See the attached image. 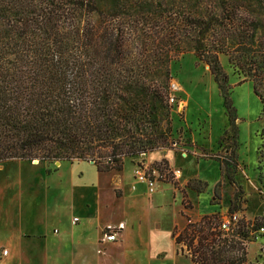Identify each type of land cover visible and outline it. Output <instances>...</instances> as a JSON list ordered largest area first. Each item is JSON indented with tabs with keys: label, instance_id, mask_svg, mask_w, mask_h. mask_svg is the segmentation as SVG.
<instances>
[{
	"label": "trees",
	"instance_id": "obj_1",
	"mask_svg": "<svg viewBox=\"0 0 264 264\" xmlns=\"http://www.w3.org/2000/svg\"><path fill=\"white\" fill-rule=\"evenodd\" d=\"M188 51L230 118L220 56L264 111V0H0V164L121 171L126 157L171 147L170 64ZM261 218L223 237L219 217L204 216L174 242L193 264H257L245 241Z\"/></svg>",
	"mask_w": 264,
	"mask_h": 264
},
{
	"label": "rangeland",
	"instance_id": "obj_2",
	"mask_svg": "<svg viewBox=\"0 0 264 264\" xmlns=\"http://www.w3.org/2000/svg\"><path fill=\"white\" fill-rule=\"evenodd\" d=\"M220 63L227 77L225 91L232 117L208 66L192 51L183 53L170 64L171 83L176 86L171 91V147L126 157L125 171L98 172L90 161L81 160H58L59 165L39 160L1 163L0 251L7 249L10 256L0 264H45L46 260L70 264L65 260L70 257L92 260L85 264H130L127 260L192 264L188 252L179 251L185 245L175 244L174 251L171 241L173 234L187 226L188 218L220 217L237 207L250 227L262 222L264 111L251 83L239 82L226 56H220ZM155 163L163 168V174L156 180V194L148 195L145 186L132 176L136 166L155 167ZM68 194L85 216L81 210H77L81 216H70L76 209ZM89 196L95 197L96 208ZM131 203L135 206L130 212L139 217L142 230L137 235L124 232L119 241L125 237L124 244L111 247L106 254L115 244L101 245L96 240L106 224L128 221L129 215L120 209ZM147 213L158 218L159 226L151 219L144 220ZM46 214L53 215L62 228L56 226L63 247L49 254L41 245L49 235L36 234L54 221L46 222ZM72 217L79 218L76 225ZM126 224L130 232L139 228L133 222ZM29 234H35L36 239ZM85 237L93 238L95 248L83 256L76 246L85 242ZM245 246L247 260L264 264V227L248 233Z\"/></svg>",
	"mask_w": 264,
	"mask_h": 264
},
{
	"label": "crops",
	"instance_id": "obj_3",
	"mask_svg": "<svg viewBox=\"0 0 264 264\" xmlns=\"http://www.w3.org/2000/svg\"><path fill=\"white\" fill-rule=\"evenodd\" d=\"M163 152H165V151H163ZM61 164V163H60ZM66 167V166H65ZM122 171H125V168H124V165H123V169L121 170V171H116V172H122ZM180 173V172H179ZM187 175H189V174H187ZM133 177V176H132ZM134 178V177H133ZM61 180V179H60ZM124 180V179H123ZM138 183H140V184H142V185H144L145 186V188H146V191H147V193H148V195H153V194H156V192H157V190L155 189V191L153 192V193H149L148 192V190H147V186H146V184L144 183V182H140V181H138V180H136ZM123 182V181H122ZM91 199H94V201H95V208L97 207V205H96V199H95V197L93 198V197H91V196H89ZM49 198V197H48ZM68 199H71V202L73 203L72 205H74V207H75V211H73L71 214H70V216L73 214V213H77V214H79L78 213V211L79 210H81L82 211V216H85L86 215V213L83 211V209H81V208H79L78 207V203H77V201L74 199V197H71V195H69L68 194ZM87 200H88V197H87ZM91 206V208L93 209L94 208V204L92 205V204H90ZM135 206V204L133 205L132 203L131 204H129V207L128 206H125L124 208H121L120 210H122V212H123V214L124 213H126L127 215H129V218H128V221H126V222H128V223H130V222H133L134 224H137L138 226H139V228H138V230L137 231H135V232H130V229H126L127 228V224H126V222H123L124 223V229L121 231V233H120V235H119V238H118V240L116 241V242H101L99 239L100 238H98V240H96V242L97 243H100L101 245H107V244H115V245H111V246H109L108 248H107V252H106V254H108V252H109V249L111 248V247H120L121 245H123L124 244V242H125V237H124V239L121 241V242H119L121 239H122V235H123V233L125 232V235H126V231H128L129 233L128 234H130V235H137L138 233H140L141 232V230H142V225H140V222H139V217L137 216H132V214H131V212H130V209L131 208H133ZM78 210V211H77ZM80 215V214H79ZM146 216H145V218H144V220L145 219H151L156 225H158V222H157V217L155 216V215H153L152 213H147V214H145ZM81 216V215H80ZM124 216V215H123ZM122 217V216H121ZM74 218H77V220L75 221V222H73V219ZM123 219V218H122ZM129 219H131V220H129ZM45 220H47L46 222H49L50 223V221H53L52 223H50L51 225H50V227L48 226V227H45V229L43 230V232H39V233H36V234H43V233H45V234H48L49 236L48 237H46V239H47V241L46 242H41V245H42V247H43V249L45 250V251H47L48 252V254H49V252L51 251V250H54V249H57V248H62L63 247V245H61V244H59L58 243V240H62V236H60L59 235V232H58V229L56 228V226H57V222H55L56 220H55V217L53 216V215H49V214H46V219ZM78 220H79V218L78 217H72L71 218V222H72V224L73 225H76V223L78 222ZM124 220V219H123ZM144 220H142V222L144 221ZM69 223V222H68ZM118 223H120V222H118ZM114 224H117V223H114ZM106 225H108V224H106ZM159 226V225H158ZM57 227H59V226H57ZM60 228V227H59ZM60 229H62V228H60ZM169 230V229H168ZM30 235V237H33L34 235H31V234H29ZM28 235V236H29ZM30 237H26V239H29ZM2 238H4L5 240H6V238L5 237H3L2 236ZM34 239H36L35 237H33ZM171 238V237H170ZM21 239H23L22 238V236H21ZM26 239H23V240H26ZM39 240V239H38ZM44 240H45V238H44ZM171 241H172V243H173V245H174V251H175V242H173V239L171 238ZM119 242V243H118ZM117 243V244H116ZM76 248H77V251L81 254V255H83L84 256V254H90L91 253V250H94V248H95V245H94V240H93V238H91V237H85V242H83V243H81V244H77V246H76ZM3 250V249H2ZM7 250V249H6ZM8 251V250H7ZM0 253H1V251H0ZM10 252H8L7 253V255L6 256H4V257H1V259H0V263L1 262H3V260H5V259H7L9 256H10V254H9ZM51 257L50 256H48V259H50ZM65 260H68V262L70 263V264H85V263H88V262H91L92 260H74L72 257H70V258H67V259H65ZM51 261V263L50 264H55L54 262H55V260H46L45 261V264H46V262H47V264L49 263V262ZM148 261L149 260H127V262L126 263H130V264H146V263H148ZM59 264H61V263H59ZM193 264V263H192Z\"/></svg>",
	"mask_w": 264,
	"mask_h": 264
},
{
	"label": "built area",
	"instance_id": "obj_4",
	"mask_svg": "<svg viewBox=\"0 0 264 264\" xmlns=\"http://www.w3.org/2000/svg\"><path fill=\"white\" fill-rule=\"evenodd\" d=\"M176 89V86L173 83H170V90L173 91ZM169 102L173 103L174 98L170 96ZM160 173L156 167H149L147 165L136 166L134 169V178L140 182H144L147 186V190L149 193H153L155 191V185L157 183V178L159 177ZM243 212L241 210L232 212V213H225L219 217V223L217 229L221 231L223 237H227L233 233H235L238 229V225L243 219ZM77 218L73 219L75 222ZM187 225H194L199 221L193 220L188 218L186 220ZM247 225L246 228H250L248 222L244 221ZM124 229V223L120 222L117 224H108L103 227L100 232V241L101 242H116L119 238L121 231ZM214 229V228H213ZM262 229V228H260ZM188 254L189 251L185 250ZM8 251L6 249L1 250L0 259L1 257L6 256Z\"/></svg>",
	"mask_w": 264,
	"mask_h": 264
},
{
	"label": "water",
	"instance_id": "obj_5",
	"mask_svg": "<svg viewBox=\"0 0 264 264\" xmlns=\"http://www.w3.org/2000/svg\"><path fill=\"white\" fill-rule=\"evenodd\" d=\"M141 156H145V154H142ZM30 162H32V163H37L38 160H37V159H34V160H31ZM60 163H61V161H56V162H55L56 165H59ZM90 163L93 164V162H91V161H90Z\"/></svg>",
	"mask_w": 264,
	"mask_h": 264
},
{
	"label": "bare ground",
	"instance_id": "obj_6",
	"mask_svg": "<svg viewBox=\"0 0 264 264\" xmlns=\"http://www.w3.org/2000/svg\"><path fill=\"white\" fill-rule=\"evenodd\" d=\"M179 173V172H178Z\"/></svg>",
	"mask_w": 264,
	"mask_h": 264
}]
</instances>
